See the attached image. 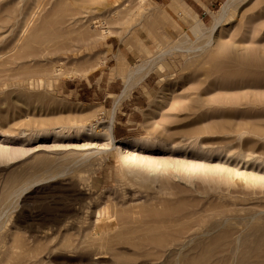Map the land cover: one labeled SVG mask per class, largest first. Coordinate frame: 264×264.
I'll use <instances>...</instances> for the list:
<instances>
[{"label": "rangeland", "instance_id": "rangeland-1", "mask_svg": "<svg viewBox=\"0 0 264 264\" xmlns=\"http://www.w3.org/2000/svg\"><path fill=\"white\" fill-rule=\"evenodd\" d=\"M228 1L0 0V264H264V0Z\"/></svg>", "mask_w": 264, "mask_h": 264}, {"label": "bare ground", "instance_id": "bare-ground-1", "mask_svg": "<svg viewBox=\"0 0 264 264\" xmlns=\"http://www.w3.org/2000/svg\"><path fill=\"white\" fill-rule=\"evenodd\" d=\"M232 2H233V0H229L227 3H225L222 6V8L219 10V12L216 13L217 14L216 15V19H215L216 20V23H214V26L212 27V30L211 31H214V30L216 31V29L219 28V26L226 20L227 15H228V12L232 8ZM211 35H212V32H211ZM138 70H139V68H138ZM132 77L134 78V76H132ZM125 85H126V89H125V92L124 93H128V91L131 89V84L129 82H126ZM112 128H113V122L110 123V125L108 126V129H107L108 135H109V138L110 139L113 138L112 133H111L112 132ZM89 130L92 131V132H95L93 129H89ZM26 150L27 149L25 147L17 148V147L4 146V145L0 144V158H6V160H7V159L12 158L13 155H15L16 153L23 152V151H26ZM128 157H130V158H136V157L132 156L131 154L128 155ZM133 163H136V162H132V161L130 162V164H133ZM134 167H136V166H134Z\"/></svg>", "mask_w": 264, "mask_h": 264}, {"label": "crops", "instance_id": "crops-1", "mask_svg": "<svg viewBox=\"0 0 264 264\" xmlns=\"http://www.w3.org/2000/svg\"><path fill=\"white\" fill-rule=\"evenodd\" d=\"M216 0H194L196 4H198L204 11H209V6L213 4Z\"/></svg>", "mask_w": 264, "mask_h": 264}]
</instances>
